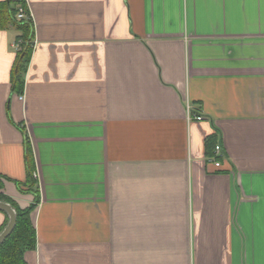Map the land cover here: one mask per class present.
Here are the masks:
<instances>
[{
  "label": "crops",
  "instance_id": "crops-1",
  "mask_svg": "<svg viewBox=\"0 0 264 264\" xmlns=\"http://www.w3.org/2000/svg\"><path fill=\"white\" fill-rule=\"evenodd\" d=\"M24 6L21 92L0 27V193L35 202L27 136L26 264H264V0Z\"/></svg>",
  "mask_w": 264,
  "mask_h": 264
},
{
  "label": "trees",
  "instance_id": "trees-1",
  "mask_svg": "<svg viewBox=\"0 0 264 264\" xmlns=\"http://www.w3.org/2000/svg\"><path fill=\"white\" fill-rule=\"evenodd\" d=\"M11 2L12 0H6V2L0 3V27L13 22L22 30V34L18 39L23 40V44L21 49L16 52V60L11 76L12 89L15 92H21L24 86V75L33 51V26L31 21L21 23L15 20L16 7L11 6ZM25 162L28 169V191L35 195V202L25 208H21L11 198L0 193V200L10 203L17 214L15 228L0 245V264H26L24 254L26 251L33 249L36 244V229L31 219V212L39 201V193L35 187L37 181L33 177L35 171L34 154L27 136H25ZM4 213L6 214V221L0 232L9 221L8 214Z\"/></svg>",
  "mask_w": 264,
  "mask_h": 264
},
{
  "label": "built area",
  "instance_id": "built-area-1",
  "mask_svg": "<svg viewBox=\"0 0 264 264\" xmlns=\"http://www.w3.org/2000/svg\"><path fill=\"white\" fill-rule=\"evenodd\" d=\"M13 2L17 3L16 6V13H15V20L21 23H24L26 21H32V16L27 12L24 3L25 0H12ZM23 40L18 39L14 43V47L16 48V51H19L22 47ZM32 46H34V43H32ZM21 99H23V96H20ZM188 114L190 116V119H195V120H203L205 117L200 114H195L193 113L192 109L190 106H188ZM214 156L210 158V162H212L216 167H219L221 162L218 159L219 156L222 155V148L221 145L217 144L214 148ZM33 177L37 179V173L34 171Z\"/></svg>",
  "mask_w": 264,
  "mask_h": 264
},
{
  "label": "water",
  "instance_id": "water-1",
  "mask_svg": "<svg viewBox=\"0 0 264 264\" xmlns=\"http://www.w3.org/2000/svg\"><path fill=\"white\" fill-rule=\"evenodd\" d=\"M0 210L6 212L9 216V221L7 225L0 232V245H1L15 228L17 222V214L13 206L10 203L3 200H0Z\"/></svg>",
  "mask_w": 264,
  "mask_h": 264
},
{
  "label": "rangeland",
  "instance_id": "rangeland-1",
  "mask_svg": "<svg viewBox=\"0 0 264 264\" xmlns=\"http://www.w3.org/2000/svg\"><path fill=\"white\" fill-rule=\"evenodd\" d=\"M15 13H16V12H15ZM15 13H14V14H15ZM34 178H35V177H34Z\"/></svg>",
  "mask_w": 264,
  "mask_h": 264
}]
</instances>
